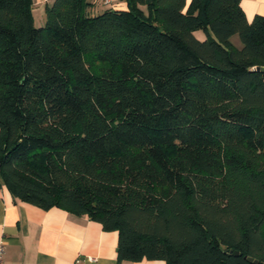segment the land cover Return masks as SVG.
Masks as SVG:
<instances>
[{
    "label": "trees",
    "instance_id": "obj_1",
    "mask_svg": "<svg viewBox=\"0 0 264 264\" xmlns=\"http://www.w3.org/2000/svg\"><path fill=\"white\" fill-rule=\"evenodd\" d=\"M125 2L35 27L0 0V187L116 232L117 262L264 264V15Z\"/></svg>",
    "mask_w": 264,
    "mask_h": 264
},
{
    "label": "crops",
    "instance_id": "obj_2",
    "mask_svg": "<svg viewBox=\"0 0 264 264\" xmlns=\"http://www.w3.org/2000/svg\"><path fill=\"white\" fill-rule=\"evenodd\" d=\"M86 1L90 15L127 9L125 0ZM53 2L33 0L35 27L44 25L46 9ZM240 7L248 22L256 15H264V0H240ZM117 240L116 232L104 231L99 223L86 216L59 208L42 210L13 199L5 187H0L3 264H165L163 261L117 262Z\"/></svg>",
    "mask_w": 264,
    "mask_h": 264
},
{
    "label": "rangeland",
    "instance_id": "obj_3",
    "mask_svg": "<svg viewBox=\"0 0 264 264\" xmlns=\"http://www.w3.org/2000/svg\"><path fill=\"white\" fill-rule=\"evenodd\" d=\"M195 35L201 37L202 39L204 38V35L201 32H196ZM202 39H200V40H202ZM232 44L237 49H240L241 48V43H240V40H239L238 36H234L233 41H232Z\"/></svg>",
    "mask_w": 264,
    "mask_h": 264
},
{
    "label": "built area",
    "instance_id": "obj_4",
    "mask_svg": "<svg viewBox=\"0 0 264 264\" xmlns=\"http://www.w3.org/2000/svg\"><path fill=\"white\" fill-rule=\"evenodd\" d=\"M4 246L3 244H0V264H3V255H4Z\"/></svg>",
    "mask_w": 264,
    "mask_h": 264
},
{
    "label": "water",
    "instance_id": "obj_5",
    "mask_svg": "<svg viewBox=\"0 0 264 264\" xmlns=\"http://www.w3.org/2000/svg\"><path fill=\"white\" fill-rule=\"evenodd\" d=\"M247 261H249V262H250V261H251V259H250V258H248V259H247Z\"/></svg>",
    "mask_w": 264,
    "mask_h": 264
}]
</instances>
